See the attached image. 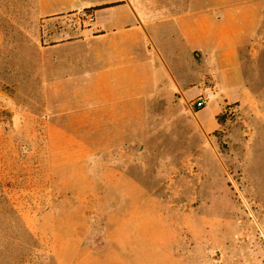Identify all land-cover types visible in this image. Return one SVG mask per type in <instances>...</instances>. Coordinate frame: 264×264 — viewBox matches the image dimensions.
I'll list each match as a JSON object with an SVG mask.
<instances>
[{"label": "rangeland", "instance_id": "obj_1", "mask_svg": "<svg viewBox=\"0 0 264 264\" xmlns=\"http://www.w3.org/2000/svg\"><path fill=\"white\" fill-rule=\"evenodd\" d=\"M83 13L47 34L37 0H0V264H264V50L238 84L142 98L134 62L112 97L115 66L50 47Z\"/></svg>", "mask_w": 264, "mask_h": 264}, {"label": "crops", "instance_id": "obj_2", "mask_svg": "<svg viewBox=\"0 0 264 264\" xmlns=\"http://www.w3.org/2000/svg\"><path fill=\"white\" fill-rule=\"evenodd\" d=\"M48 1L37 0V10L40 17L46 18L45 26L52 28L68 15L76 17L90 8L111 5L91 11L88 25L79 26L70 39L53 41L50 47L83 46L89 50L83 59L93 66V71L103 64L116 67L112 84L120 74L131 75L126 73V66L138 62L140 69L145 67L139 93H133L139 98L154 92L155 81L160 83L156 86L159 90L165 73L180 83V91L204 77L216 82L225 77L224 87L233 78L238 84L244 80L241 59L253 55L252 51L264 50V0ZM58 30L47 34H57ZM90 79L95 93L97 85L104 84L102 77L96 73ZM114 87L118 90H110L109 96L133 95L118 93L124 85L116 83L110 88ZM168 90L171 91L169 85Z\"/></svg>", "mask_w": 264, "mask_h": 264}, {"label": "built area", "instance_id": "obj_3", "mask_svg": "<svg viewBox=\"0 0 264 264\" xmlns=\"http://www.w3.org/2000/svg\"><path fill=\"white\" fill-rule=\"evenodd\" d=\"M209 98H210V93L208 92V91H205L196 101H195V103H194V107H195V109H201V108H203L206 104H207V102H208V100H209Z\"/></svg>", "mask_w": 264, "mask_h": 264}, {"label": "trees", "instance_id": "obj_4", "mask_svg": "<svg viewBox=\"0 0 264 264\" xmlns=\"http://www.w3.org/2000/svg\"><path fill=\"white\" fill-rule=\"evenodd\" d=\"M110 6H111V5H106V6H102V7L90 8V9H88L86 12H91V11L98 10V9L108 8V7H110Z\"/></svg>", "mask_w": 264, "mask_h": 264}]
</instances>
